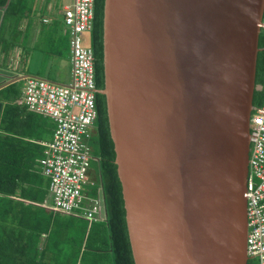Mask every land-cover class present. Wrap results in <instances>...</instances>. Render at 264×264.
I'll list each match as a JSON object with an SVG mask.
<instances>
[{
	"label": "water",
	"instance_id": "water-1",
	"mask_svg": "<svg viewBox=\"0 0 264 264\" xmlns=\"http://www.w3.org/2000/svg\"><path fill=\"white\" fill-rule=\"evenodd\" d=\"M263 16L264 0H105L100 91L136 264L248 263Z\"/></svg>",
	"mask_w": 264,
	"mask_h": 264
},
{
	"label": "trees",
	"instance_id": "trees-1",
	"mask_svg": "<svg viewBox=\"0 0 264 264\" xmlns=\"http://www.w3.org/2000/svg\"><path fill=\"white\" fill-rule=\"evenodd\" d=\"M26 2L10 0L5 7L7 0H0V6L5 7V19L22 17ZM104 7L105 0H95L90 33L96 86L100 90L105 87ZM66 40L70 55L69 37ZM12 43L5 42L6 52ZM259 46L256 83L264 86L263 32ZM20 93L16 82L0 89V99L6 101L0 112V264H136L106 95L101 91L96 95L98 118L91 140L95 156L91 163L96 164L98 175L90 184L93 187L89 193L92 195L95 188L97 193L102 187L107 214L105 219L92 223L87 232V224L80 226L77 222L82 219L88 223L86 219L42 205L49 195L50 180L45 179L39 163L45 147L39 141L51 139L56 124L50 117L18 102ZM263 102L264 89H256L253 104Z\"/></svg>",
	"mask_w": 264,
	"mask_h": 264
},
{
	"label": "built area",
	"instance_id": "built-area-1",
	"mask_svg": "<svg viewBox=\"0 0 264 264\" xmlns=\"http://www.w3.org/2000/svg\"><path fill=\"white\" fill-rule=\"evenodd\" d=\"M62 13L64 30L70 35L71 81L64 84L28 76L20 102L56 124L52 139L43 142L44 154L39 159L42 173L50 180L42 205L82 217L90 227L106 215L103 190L102 196L94 197L88 189L94 181L91 140L98 118V89L94 50L84 44L83 37L93 29L94 0H70ZM261 26L264 30V18ZM249 141L247 254L253 261L248 264H264V102L252 109Z\"/></svg>",
	"mask_w": 264,
	"mask_h": 264
},
{
	"label": "rangeland",
	"instance_id": "rangeland-1",
	"mask_svg": "<svg viewBox=\"0 0 264 264\" xmlns=\"http://www.w3.org/2000/svg\"><path fill=\"white\" fill-rule=\"evenodd\" d=\"M26 1V0H25ZM70 0H60L59 4L57 5V7L55 8L56 11H54L55 13L53 15H55V21L53 23H47V24H43L41 27H45V31L40 32L39 36L40 38L38 39V43L37 46H39V43L41 41V39L43 38V46L41 48L37 47V48H33L30 49V53L31 55H33L32 58V65H31V69L28 70V72H35L38 73L39 76L42 77H46V78H50L51 80L54 81H58V82H63L66 81H70L71 80V61H70V55L68 53V48H67V40L66 37H69V33L66 32L64 30V22L62 23L63 26L60 28V19L58 18V13L60 8L62 7V5L69 3ZM31 2V1H30ZM25 10V11H24ZM20 15L22 17H9L6 21H4V25L5 22L7 23V27L4 26L1 30V37L6 32V28H13V26H16L20 23H22V19L23 16L25 17L28 13V5L26 4L25 7H23V10L21 12ZM8 16V15H7ZM54 19V17H53ZM38 24V25H37ZM40 22L37 20V18H35L34 20H32V18H30V22L28 24V31L24 32L23 34H20V32H16V35H12L11 33L7 34L6 39L11 38V40H13V42H17L19 43L21 46H24L25 44L28 45L29 42L32 40H34V35H36L35 32V28L36 26H39ZM13 33V32H12ZM26 34V35H25ZM25 35V36H24ZM24 36V37H23ZM48 37V38H45ZM17 37V38H15ZM23 37V39H21ZM61 37V38H60ZM53 39V42H52ZM83 41L85 45H90L91 44V34L90 33H84V37H83ZM42 45V43H41ZM46 45H48V48L46 47ZM59 52H58V49ZM54 53V54H53ZM9 54V51L7 53V55ZM35 63H41L42 66H40L41 68H35ZM60 67V79H54L53 77H57L54 73V69L55 67ZM52 72V73H51ZM64 75V76H63ZM48 76V77H47ZM64 77L66 79H64ZM22 82L21 81H17L16 82V86L21 88ZM258 89H262V86L260 84H258ZM2 99V98H1ZM2 101V100H1ZM5 100L3 99L2 103L5 104ZM98 175V170L96 169V164L93 163V165L91 166V176L93 178V180H95V176ZM45 179L48 181V177L45 176ZM93 186L89 185L88 189L91 190ZM95 188V187H94ZM102 187L99 186L97 193L96 192V188L94 189L95 192L92 194V196L96 197V196H102ZM79 223V225H85L87 224V232H88V223H86L84 220L80 219L77 221Z\"/></svg>",
	"mask_w": 264,
	"mask_h": 264
},
{
	"label": "crops",
	"instance_id": "crops-1",
	"mask_svg": "<svg viewBox=\"0 0 264 264\" xmlns=\"http://www.w3.org/2000/svg\"><path fill=\"white\" fill-rule=\"evenodd\" d=\"M59 1L60 0H27L26 4L28 5V10L30 11V13H28V15H31L33 13V11L37 9L39 14L40 13H42L44 15L50 14L52 17H54V19L52 18V19L46 20L47 23H53L55 21V18H56L55 15H53V14L55 13L54 11H56L55 8L59 4ZM62 11L63 10L61 7L59 10V13H58V18L62 19V23H63L64 21L62 18ZM1 14H2V12L0 9V24H1V16H2ZM25 17L26 18H25V20L22 21L21 25L18 24L17 26H13V28H6L7 29L5 32L6 37H7L8 32L14 36V35H16V32H20V34H23L24 32L28 31V27H29L28 26V24H29L28 16H25ZM4 26L7 27L6 24L5 25L3 24L2 28ZM41 26H42V24H39V26H36L35 32H34V33H36V35L32 36V37H34L33 41L31 40L28 45L25 44L24 46H21L19 43L16 42L15 46H11L12 48H10V50L11 49L12 50H11L10 54H8V55H6V53H4V52H6V50H4V48H5L4 45H5V42L8 43L11 40V38L6 39L4 34L2 35V37L0 35V81L4 80V77H3L4 73H8L9 69L17 71L19 74L18 73H16V74H18V75H20V74L21 75H27V74L39 75L38 73H35V72L30 73V72H28V70L33 67V66L31 67V65H32L31 61H32L33 55H31L30 49H33V48L35 49L37 47L41 48L45 42V41L43 42V38H44L43 37L39 43V46H37L38 39L40 38L39 34H40L41 30L44 29ZM1 30H0V32H1ZM45 30H47V29H45ZM23 37L21 39H23ZM15 38H17V37H15ZM45 38H48V37L45 36ZM41 43H42V45H41ZM14 50H15V53H13ZM17 50H20V51L17 52ZM4 55H6V56H4ZM70 57H71V52H70ZM12 59H13V61H12ZM34 66H35V68H41L40 66H42V65H41V63H39V64L35 63ZM54 73L57 77H53V78L54 79H60V67H58V64H57V67H55V69H54ZM64 79H66V78L64 77ZM68 82H70V81H68ZM68 82L64 81V83H68ZM1 100L2 99H0V112H1L3 105H4L2 103L3 100L2 101Z\"/></svg>",
	"mask_w": 264,
	"mask_h": 264
},
{
	"label": "clouds",
	"instance_id": "clouds-1",
	"mask_svg": "<svg viewBox=\"0 0 264 264\" xmlns=\"http://www.w3.org/2000/svg\"><path fill=\"white\" fill-rule=\"evenodd\" d=\"M8 1V0H7ZM10 2V1H9ZM94 3H95V0H94ZM9 4V3H8ZM8 4L6 3V5H5V7H7L8 6ZM68 4V3H67ZM64 5H66V4H64ZM64 5L62 6V10H63V7H64ZM4 7V8H5ZM4 8L2 7V6H0V9H1V12H2V16H1V24H0V30L2 29V26H3V24H4V21H6V19H5V13H4ZM37 12V13H36ZM26 16H28V22H30V18H32V20L34 19V18H37V20L40 22V24H47V22H46V20L45 19H52L53 17L49 14V15H44V14H42V13H38V10L36 9V10H34L33 11V13L31 14V15H26ZM25 18L26 17H23V19H22V21L23 20H25ZM62 18H63V13H62ZM263 18H264V16H263ZM263 18H262V20H263ZM262 20H261V23H262ZM5 24L7 25V23L5 22ZM20 25H21V23H20ZM17 26V25H16ZM261 32H263L264 33V30H263V28H262V26L260 25V34H261ZM1 33V32H0ZM91 33V32H90ZM70 36V35H69ZM13 42V41H12ZM15 44H16V42L14 41V43L12 44L13 46H15ZM12 48V47H11ZM259 48H260V46H259ZM16 49V48H15ZM12 50V49H11ZM11 50H9V54H10V52H11ZM20 50H17V52H19ZM260 51V50H259ZM4 53H6V55H7V53L8 52H4ZM13 53H15V50L13 51ZM6 55H4V56H6ZM12 58V57H11ZM12 61H13V59H12ZM70 61H71V57H70ZM71 69H72V62H71ZM16 73H18L17 71H15V70H11V69H9L8 70V73H6V74H8L9 76H8V78H4V80H2V81H7V80H9L10 79V76L11 77H16V79L18 78V80H16L15 82H17V81H21L22 82V85H21V93H20V96L17 98V101L18 102H20V100L22 99V97H23V88H24V85H25V82H26V80H27V77L28 76H38V77H42V76H39V75H33V74H27V75H18V74H16ZM95 76H96V73H95ZM42 78H46V77H42ZM71 78H72V76H71ZM48 79H50V78H48ZM71 81V80H70ZM1 82V81H0ZM58 82V81H57ZM12 83H14V82H12ZM59 83H63V82H59ZM69 83V82H68ZM8 84H11V83H8ZM8 84H6V85H8ZM64 84H66V83H64ZM6 85H4V86H2V87H0V89L1 88H3V87H5ZM261 85V84H260ZM263 88H264V86L263 85H261ZM98 89V88H97ZM98 91H100V89H98ZM21 103H23V102H21ZM25 104V103H24ZM26 105V104H25ZM27 106V105H26ZM98 108V107H97ZM96 122V121H95ZM95 129V123H94V126H93V130ZM94 132L95 131H93V134H94ZM54 133V132H53ZM53 137V136H52ZM52 139V138H51ZM51 139H48V140H45V141H49V140H51ZM44 140L43 141H40V143L42 144V145H44L43 144V142H45ZM250 142V141H249ZM251 146V145H250ZM44 149H45V147H44ZM43 154H44V152H43ZM106 204V203H105ZM106 214H107V212H106ZM106 216V215H105ZM105 219V218H104ZM103 220V219H102ZM100 221V220H99ZM88 228H89V226H88ZM248 261H249V259H248ZM248 264V263H247Z\"/></svg>",
	"mask_w": 264,
	"mask_h": 264
},
{
	"label": "bare ground",
	"instance_id": "bare-ground-1",
	"mask_svg": "<svg viewBox=\"0 0 264 264\" xmlns=\"http://www.w3.org/2000/svg\"><path fill=\"white\" fill-rule=\"evenodd\" d=\"M94 7H95V3H94ZM257 87H258V84H257ZM263 88V87H262ZM258 89V88H257ZM264 89V88H263ZM255 105L253 104V107H254ZM253 109V108H252Z\"/></svg>",
	"mask_w": 264,
	"mask_h": 264
}]
</instances>
